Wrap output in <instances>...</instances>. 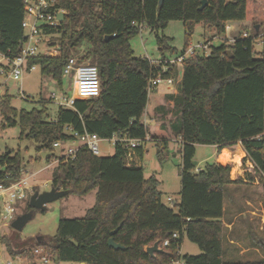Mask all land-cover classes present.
I'll return each instance as SVG.
<instances>
[{"label": "trees", "instance_id": "obj_1", "mask_svg": "<svg viewBox=\"0 0 264 264\" xmlns=\"http://www.w3.org/2000/svg\"><path fill=\"white\" fill-rule=\"evenodd\" d=\"M158 1L57 0L56 7L66 11L57 31H50L59 55L39 54L27 64L36 65L42 75L61 85L70 50L84 40L90 50L72 57L97 67L99 95L76 99L74 110L58 107L56 117L46 121L42 120L44 108L17 112L6 95L0 100V112L10 124H15L10 115L18 116L19 125L29 128V135H41V153L50 151L55 140L73 138L64 132V126L100 138L120 132L142 139L148 134L153 140L161 133L160 152L166 149V136L179 139V200L167 206L157 178L153 174L145 177L143 146L137 150L140 165H127L119 145L109 156L94 155L80 146L74 158H58L51 168V186L77 196L95 189L94 204L82 217L59 219L49 240L40 239L20 251L7 246L11 255L45 256L48 260L54 256L61 262L84 264H171L177 258L184 264H264V257L246 261L222 258L223 191L243 181L230 178V164L213 161L198 170L192 164L195 145H216L220 151L239 142L245 153L243 161H249L264 179V0H206L201 9L202 0H162L160 5ZM23 14V0H0V53L7 57H18L25 42ZM171 20L184 25L202 23L218 36L225 34L230 22H256L262 28L255 30L253 24L251 34H238L232 43L211 45L208 55L198 53L184 59L176 93L163 96V101L172 100L174 112L167 119L165 103L152 106L158 122L151 134L145 116L149 95L154 92L149 94L148 80L155 70L151 60L134 56L129 40L142 25L154 34L164 57L163 52L171 48L162 30ZM257 38L261 40L259 51L255 50ZM55 157L51 151L44 159L49 162ZM23 170L19 152L0 155V183L16 181ZM26 209L32 208L27 205ZM173 232H178V238L171 237ZM184 237L198 246L199 254H177L175 244L181 245ZM110 238L122 248L110 247ZM164 239H169L168 246H162ZM154 243L159 250L147 253L146 247Z\"/></svg>", "mask_w": 264, "mask_h": 264}, {"label": "rangeland", "instance_id": "obj_2", "mask_svg": "<svg viewBox=\"0 0 264 264\" xmlns=\"http://www.w3.org/2000/svg\"><path fill=\"white\" fill-rule=\"evenodd\" d=\"M253 24L260 29L262 28V26L259 27V23L244 21L242 22L243 27L239 24L227 31V39L236 36L238 32L240 34L242 32L251 34ZM186 29H189L190 33L186 34ZM204 31L205 28L202 23L187 22L184 25L179 20L169 21L167 26L162 30V34L169 38L168 46L171 49L163 52L164 57H176L189 44L194 45L197 42H202L204 36L207 37L208 35L210 40L217 36L213 29L209 28L208 33L207 31L204 33ZM223 37L214 38L211 45H219L223 41ZM129 43L135 57H146L149 60H157L162 57L154 34L146 27L133 36L129 40ZM260 49L261 40L257 38L255 50L259 51ZM89 50L88 43L83 40L70 50V54L78 57L84 55ZM86 62L89 63L88 61ZM2 66L7 67L8 64L0 53V100L6 95L9 99L10 107L14 108L17 112L20 110L31 111L32 109L41 110L44 108L42 120L54 119L58 106L49 100L50 95L53 93L57 96L63 94L70 96L72 94L71 79L68 77H62L61 85H59L52 77L42 75L39 68L36 67L33 70L25 72L20 81H16L8 76V70L6 71L7 73L1 72ZM175 90L176 86L166 89L161 84L149 95L148 108L146 110L147 116L145 117L149 133H155L156 122L154 121L158 122L151 109L152 106L159 104V102H152L153 98H156V100L163 99L164 94H174L176 93ZM164 103V106L168 108V115L165 118H171L170 115L174 112L173 103L166 101ZM10 117L15 121V124L6 122L0 112V155L7 151L19 152L24 164L23 175L26 176L31 173L36 175L29 179L30 187L25 191V198L16 205L17 210L13 214L15 219L25 212L31 213V218L23 228L15 230L11 227L13 220L0 217V264H81L78 262H61L56 260L54 256L46 263L38 257L32 259L11 255L9 252V248L13 251H20L35 246L40 239H51L56 233L59 219L82 217L86 210L94 204L96 193L94 189L83 196L66 194L46 203L44 209L32 208L31 211H28L26 208L29 205V198L34 192H44L52 188L51 168L56 161L55 158H52L49 162L44 159L49 151H44V155L41 156L42 153L39 149L43 143L41 135H37L36 137H34V134L29 135V128L19 125L18 116L10 115ZM150 118L155 120H150ZM160 134L158 133L153 140L150 138V140L144 143L142 165L145 177L153 174L157 178L159 181L158 189L162 193V200L167 206H171L170 202L167 201V197L175 201L179 200L180 143L178 139L166 136L168 139L167 147L160 152L162 149V137ZM70 145L77 146L78 142H67L64 144L65 147ZM113 148L114 146L108 141L101 140L99 142V156L111 155ZM230 149L233 159L237 160L234 161L235 163L232 162L230 164V178H239L243 183L236 184L232 188L228 186L224 188V219L225 221H231L237 211L241 213L234 218L233 231L228 233V237L233 239L234 244H229L226 238L222 242V258L224 261L258 260L264 257V227L260 231L257 224V222H261V209H264V179L254 172L252 164L249 161H243L241 154L234 147ZM52 152L55 156H58L60 153L58 149H53ZM215 156L212 148L208 145H195L193 158V161L196 162L195 169H202L206 163L213 162ZM247 173L249 176L246 175ZM245 199L251 202L250 206L244 203ZM246 210L254 211L255 214L247 213ZM250 217L252 221H249ZM225 233L227 234V232ZM245 248L247 250L242 255H238L239 251ZM180 252L181 254L197 255L200 253V249L196 244L184 237Z\"/></svg>", "mask_w": 264, "mask_h": 264}, {"label": "built area", "instance_id": "obj_3", "mask_svg": "<svg viewBox=\"0 0 264 264\" xmlns=\"http://www.w3.org/2000/svg\"><path fill=\"white\" fill-rule=\"evenodd\" d=\"M56 2L57 0H23L24 14L21 21V27L25 32L26 39L18 57L10 58L1 53L8 64L7 67L2 66L1 72L5 73L8 70V76L10 78L20 81L25 72L37 67L36 65L29 66L27 64L29 58L35 57L39 54L45 56L59 55V45L57 42L53 43L51 38L54 35L50 31H57L64 19L66 11L56 7ZM58 13L62 14V20L58 19ZM143 28L145 27L141 25L140 32ZM228 28L229 27L226 25L225 31ZM242 36H247V33L243 32ZM219 37L221 36L217 35L214 38ZM223 38V41H227L228 43L234 41V37L227 39L224 36ZM212 40L206 39L202 42H197L194 45L189 44L183 52L177 54L174 58L161 57L157 60H151L155 71L149 76V94L161 84H163L166 89L177 86L181 78L183 60L198 53L208 55L210 53ZM62 77H68L71 79L72 94L70 96H67L66 94L57 96L52 93L49 100L53 101L58 107L74 110L76 99L97 97L100 93L98 69L93 64L78 62L76 58L71 56L62 68ZM63 130L64 132L71 134L73 138L70 140H55L51 143V150L48 153L53 149H58L60 152L59 155L55 157L56 162L60 157L65 159L74 158L75 153L80 146H84L94 155H99V142L101 140H106L113 146L119 145L124 149L127 165H140L141 161L138 157L137 150L143 146L147 140H150L148 134L142 139L128 137L120 132H115L108 138H100L95 133H90L86 130L78 132L73 130L70 126H64ZM178 141L181 143L179 139ZM67 142H78V145L65 147L64 144ZM35 175L36 174L31 173L25 176L22 172L21 176L16 181L10 182L7 185L0 183L1 218L14 220L13 214L17 210L16 205L25 198V191L30 187L29 179L33 178ZM172 200V198L167 197L168 202L172 203ZM171 237L174 239L178 238V232H173ZM169 244V239H164L162 241V246H168ZM180 247L181 245L179 243L175 244V250L179 255H181ZM40 260L46 263L49 261L45 256H42ZM171 264H184V261L181 258H177L173 260Z\"/></svg>", "mask_w": 264, "mask_h": 264}, {"label": "crops", "instance_id": "obj_4", "mask_svg": "<svg viewBox=\"0 0 264 264\" xmlns=\"http://www.w3.org/2000/svg\"><path fill=\"white\" fill-rule=\"evenodd\" d=\"M242 22H244V21H236V22H230V23H227V26L229 27L226 31H225V34H224V36L226 37V35H227V31L228 30H231V29H233V27H236L237 25H239V24H241V27H243L242 26ZM204 28H205V31H204V33L207 31V33H208V31H209V28L208 27H206V26H204ZM207 29V30H206ZM206 33V34H207ZM243 33V32H242ZM238 34H240V32H238L237 33V35ZM236 35V36H237ZM209 36L207 35V37L206 36H204V39L203 40H206V39H210V38H208ZM233 37H235V36H232L231 38H233ZM227 38V37H226ZM175 94V93H174ZM155 101V103L156 102H159V104H155V105H160V104H163L164 103V101H163V99L161 98V99H159V100H156V98H153V100H152V102H154ZM166 102H172V100H168V101H166ZM154 105V106H155ZM147 116V115H146ZM145 116V117H146ZM150 120H155V119H153V118H150ZM154 122H156V121H154ZM179 142V141H178ZM180 143V142H179ZM209 147H211L212 148V150H213V152H214V154L216 155L215 156V159H214V161L215 162H218V163H221V164H231L232 162L233 163H235L234 162V159H233V155H232V151H231V147L230 148H223V149H221L220 151H218V149H217V147H216V145H208ZM163 146L161 145V148H162ZM167 147V146H166ZM232 147H234L235 148V150H237L240 154H241V157L243 158L244 157V155H245V153L243 152V150L241 149V147H240V144H239V142L237 143V144H235V145H233ZM227 152H229V157H228V159L225 157V154L227 153ZM220 157V158H219ZM221 159V160H220ZM231 179H235V178H231ZM229 188H232V187H234V185H229L228 186ZM244 203L246 204V205H248V206H250L251 205V202L249 201V200H247V199H245V201H244ZM246 212L247 213H253V214H255V212L254 211H250V210H246ZM261 212H262V214L260 215V223H258L257 222V224L259 225V230L260 231H262L263 230V227H264V215H263V213H264V209H261ZM224 213H225V205H224V201H223V215H222V218H221V220H222V222H223V224H224V226H225V232H227V234L225 233V238L228 240V242H229V244H234V241H233V239H231V238H229L228 237V233H230V232H232L233 231V222H234V218L236 217V216H238L241 212L240 211H237V213H235L234 214V217H233V219H231V221H225V219H224ZM249 221H252V218L250 217L249 218ZM182 245V244H181ZM236 245V244H235ZM245 250H247V248H245V249H242V250H240L239 251V253H238V255H242V253L245 251ZM255 251H257L258 252V250L257 249H255ZM33 258H37V257H33ZM32 258V259H33ZM33 264H36V263H33Z\"/></svg>", "mask_w": 264, "mask_h": 264}, {"label": "water", "instance_id": "obj_5", "mask_svg": "<svg viewBox=\"0 0 264 264\" xmlns=\"http://www.w3.org/2000/svg\"><path fill=\"white\" fill-rule=\"evenodd\" d=\"M161 1L162 0H159L158 1V4L160 5L161 4ZM206 5V0H202V4L200 6V9L202 7H204ZM57 17L59 20H62V14L61 13H58L57 14ZM258 29V26H255V30ZM108 37H106L107 39ZM47 154V152H46ZM44 154L42 153L41 156H43ZM193 166L196 165V162H192ZM68 194V191L67 190H59V189H56V188H51L50 190L48 191H44V192H34L30 198H29V206L31 208H37V209H44V205L50 201H53L57 198H60L64 195ZM31 218V213L30 212H25L24 214L22 215H19L18 217H16L12 223H11V227L15 230H21L23 228V226L26 224V222ZM121 225V224H120ZM120 225L115 228L111 234H114L118 228L120 227ZM108 245L112 248H115V249H120L122 248V246H120L119 244L115 243L113 241L112 238H110L108 240ZM159 250L158 248V244L157 243H154L153 245L151 246H148L146 247V252L151 254L152 252L154 251H157ZM81 264H84V263H81Z\"/></svg>", "mask_w": 264, "mask_h": 264}, {"label": "bare ground", "instance_id": "obj_6", "mask_svg": "<svg viewBox=\"0 0 264 264\" xmlns=\"http://www.w3.org/2000/svg\"><path fill=\"white\" fill-rule=\"evenodd\" d=\"M225 157L228 159V157H229V152H227V153L225 154ZM234 161H237V160H234Z\"/></svg>", "mask_w": 264, "mask_h": 264}]
</instances>
